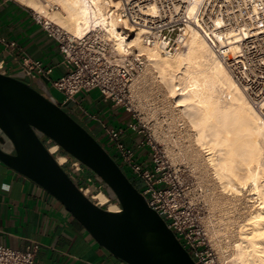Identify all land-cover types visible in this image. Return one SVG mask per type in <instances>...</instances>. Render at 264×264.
I'll list each match as a JSON object with an SVG mask.
<instances>
[{"label": "built area", "instance_id": "obj_1", "mask_svg": "<svg viewBox=\"0 0 264 264\" xmlns=\"http://www.w3.org/2000/svg\"><path fill=\"white\" fill-rule=\"evenodd\" d=\"M107 1L111 3V14L117 19L122 32L128 35L139 32L144 45L156 47L162 54L184 50L189 30L199 31L216 57L264 115V0ZM54 10L58 7L52 6L51 11ZM34 18L58 44L65 74L53 80L54 67L24 55L22 71L28 80L41 79L49 83L64 97L58 105L72 114V105H80L77 95L93 91H98L105 103L128 114V121L121 126L103 124V143L115 159L131 172L149 206L162 216L196 264H204L198 246L187 240L186 228L179 224L182 211L195 207L189 199V171L172 165L150 132L149 121L134 105L130 86L145 69L144 57L135 50L119 54L112 41L100 31L75 38L35 13ZM0 45L5 49L17 47L16 42L5 38H0ZM4 71L5 62L0 61V73ZM80 113L89 119L96 118L82 109ZM43 141L57 162L59 155L66 157L64 164L58 163L66 168L65 171L80 190L97 206L110 211L108 202H113L117 209L111 212L122 211L121 205L110 198L100 205L94 199V193L101 191L106 194L103 183L51 139L44 138ZM53 147L57 150L52 153L50 150ZM0 264L41 263L34 248L16 250L0 245Z\"/></svg>", "mask_w": 264, "mask_h": 264}, {"label": "bare ground", "instance_id": "obj_2", "mask_svg": "<svg viewBox=\"0 0 264 264\" xmlns=\"http://www.w3.org/2000/svg\"><path fill=\"white\" fill-rule=\"evenodd\" d=\"M19 1L75 38L100 31L119 54L135 50L144 57L145 69L130 86L132 98H163L156 106L171 119L169 132L177 138L160 141L173 165L183 164L197 177L210 212L207 232L221 260L264 264V115L203 35L190 29L184 50L162 54L144 45L139 32H122L107 0ZM51 3L58 12L47 9ZM58 162L66 157L59 155ZM94 199L103 205L109 197L98 191Z\"/></svg>", "mask_w": 264, "mask_h": 264}, {"label": "water", "instance_id": "obj_3", "mask_svg": "<svg viewBox=\"0 0 264 264\" xmlns=\"http://www.w3.org/2000/svg\"><path fill=\"white\" fill-rule=\"evenodd\" d=\"M93 174L121 207L111 212L86 196L43 139ZM0 162L60 201L92 237L125 264H196L119 164L41 79L0 73ZM109 197V198H110Z\"/></svg>", "mask_w": 264, "mask_h": 264}, {"label": "crops", "instance_id": "obj_4", "mask_svg": "<svg viewBox=\"0 0 264 264\" xmlns=\"http://www.w3.org/2000/svg\"><path fill=\"white\" fill-rule=\"evenodd\" d=\"M0 38L17 43L15 49L0 45V61L5 62L3 74L22 72L24 55L54 67L53 80L65 74L58 44L36 22L34 13L16 0H0ZM46 85L49 88L50 84ZM76 99L80 104L72 105L76 117L97 140L102 141L103 124H109L103 118L100 104L91 102L86 108L82 103L86 98ZM101 104L109 106L118 117L127 119L112 120L109 126L118 127L128 121L129 116L122 109L104 101ZM80 108L96 118L83 117ZM0 245L16 250L34 248L41 264H125L102 247L60 201L2 162Z\"/></svg>", "mask_w": 264, "mask_h": 264}, {"label": "rangeland", "instance_id": "obj_5", "mask_svg": "<svg viewBox=\"0 0 264 264\" xmlns=\"http://www.w3.org/2000/svg\"><path fill=\"white\" fill-rule=\"evenodd\" d=\"M16 1L25 5L29 9H32L30 6L24 4L23 2H21L19 0H16ZM41 2L44 3V0H41ZM51 6H57V5L51 3L47 9L49 10V8ZM58 11H59V8H58V10H54L53 12H51V11L50 12L55 13ZM30 82L31 81L28 80V83H30ZM49 89H50L53 97L58 102L63 101L64 97L61 93H59L58 91L53 89L50 85H49ZM155 96H156V94L153 96L154 98H152V99L149 98L146 100L145 99H143V100L135 99L134 105H135L136 109H138V111L143 113V117H145V120L147 122L149 121L148 126L150 129V132L153 134V136L155 137L157 142L161 145L163 151L167 155L166 150L168 148L166 146V143L163 140L160 141V139H163V137L166 136L169 139L172 138L173 140H175L177 137L176 136L171 137L172 135L175 134V132H173L174 134L169 132L170 128H168V127H170L169 122L171 121V119H168L169 116L162 113V110H159V107H157L158 106L157 102H159L158 100L163 99V98L160 97L161 95L160 96L157 95L156 97ZM77 98L80 100H81V98H83V99L86 98L88 100L87 103L85 101L86 99L84 100V102H82L86 108L90 107L91 102L96 103V104H100V108L104 111L103 118H106L105 122L108 123L109 125H111L112 120H113V122H115V121L117 122L119 120V118H121V117H118L117 114H114L111 110H109L110 109L109 106H106L105 104H101L103 100L100 97V94L98 91H93L91 93H84L83 92V93L77 95ZM156 107L158 110L156 109ZM73 115H74L73 117L82 126H84L80 122V120L76 117L75 112ZM121 119L124 120V119H126V117H122ZM169 134H170V137H169ZM169 147L171 148L172 146L170 145ZM175 152H178V150L175 149ZM167 157H168V155H167ZM169 160H170V158H169ZM177 166H182V169L187 168V170L189 171V176L187 178V180L190 183V189L188 191L189 199L193 202V204L195 206L192 209H189L188 211L183 210L179 216L180 217V219H179L180 226L186 228L187 240H189L194 245L198 246L199 252L201 253L200 258L204 264H227V261L221 260L222 258H221L220 253H218L219 252L218 249L216 247H214L212 242L210 241L211 238L209 237L210 235L208 234L207 228H206V220H207L210 212L207 209V206H205L203 193L198 188L197 177L195 176V174L194 175L192 174V172L189 170V167H187L183 164H179V163L177 164ZM64 169L66 170V168H64ZM111 204H113V202Z\"/></svg>", "mask_w": 264, "mask_h": 264}, {"label": "trees", "instance_id": "obj_6", "mask_svg": "<svg viewBox=\"0 0 264 264\" xmlns=\"http://www.w3.org/2000/svg\"><path fill=\"white\" fill-rule=\"evenodd\" d=\"M102 146L107 150V152L113 157V159H115L114 155L108 150V147L105 146V144L103 143V141H101L100 139L98 140ZM66 154V153H65ZM115 161L119 164V162L115 159ZM119 166L122 168V170L124 171V173L127 175V177L130 179V181L135 185V187L140 191V188L138 187L137 181L135 180V178L133 177V175L131 174L130 171H128L127 169H125L121 164H119ZM108 194V193H107ZM108 196L110 197V195L108 194ZM110 199L112 201H115L113 198L110 197Z\"/></svg>", "mask_w": 264, "mask_h": 264}, {"label": "flooded vegetation", "instance_id": "obj_7", "mask_svg": "<svg viewBox=\"0 0 264 264\" xmlns=\"http://www.w3.org/2000/svg\"><path fill=\"white\" fill-rule=\"evenodd\" d=\"M72 116H74L73 114H72ZM106 195L108 196V194H107V191H106ZM109 197V196H108ZM117 202V201H116Z\"/></svg>", "mask_w": 264, "mask_h": 264}]
</instances>
